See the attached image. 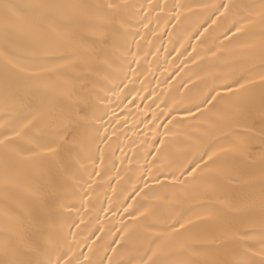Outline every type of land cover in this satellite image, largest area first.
Masks as SVG:
<instances>
[{"label":"snow or ice","instance_id":"snow-or-ice-1","mask_svg":"<svg viewBox=\"0 0 264 264\" xmlns=\"http://www.w3.org/2000/svg\"><path fill=\"white\" fill-rule=\"evenodd\" d=\"M0 264H264V0H0Z\"/></svg>","mask_w":264,"mask_h":264}]
</instances>
